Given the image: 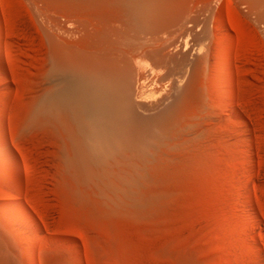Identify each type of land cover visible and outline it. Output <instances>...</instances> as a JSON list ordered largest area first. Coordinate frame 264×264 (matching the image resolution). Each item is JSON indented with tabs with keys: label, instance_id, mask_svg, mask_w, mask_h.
<instances>
[{
	"label": "rangeland",
	"instance_id": "374dc122",
	"mask_svg": "<svg viewBox=\"0 0 264 264\" xmlns=\"http://www.w3.org/2000/svg\"><path fill=\"white\" fill-rule=\"evenodd\" d=\"M68 1L0 0V264H264V17L257 18L264 5L255 0H190L188 5L186 0L192 9L184 14L192 13L191 22L183 14L182 23L171 24L178 25L172 26L176 31L169 25L159 29L166 36L153 32L164 48L160 54L168 57L160 55L165 63L149 56L130 59L137 63L131 69V98L144 103V111L137 112L146 118L163 98L175 99L176 130L150 132L146 140L137 138L140 142L123 132L112 135L107 147L87 146L91 155H84L85 165L75 173L67 167L59 129L42 115L45 96L61 85L69 67L82 63L71 66L77 52L78 61L85 59L87 48L78 43H88L91 21L127 13L100 6L107 14L96 19L93 2ZM118 19L129 24V34L120 30L127 38L130 31L142 32L137 26L132 30L131 19ZM60 28H70L77 41L64 42ZM152 31L138 35L139 44L131 34V46L158 42ZM59 49L72 55L65 59L70 62L63 53L60 59ZM181 56L185 76L177 70ZM164 67L171 76L162 81ZM150 93L156 95L147 99ZM6 152L20 191L6 168ZM110 155L119 163L110 164ZM142 156L154 160L135 195L126 189L131 179L126 170L129 159ZM247 187L255 213L242 203Z\"/></svg>",
	"mask_w": 264,
	"mask_h": 264
},
{
	"label": "bare ground",
	"instance_id": "6f19581e",
	"mask_svg": "<svg viewBox=\"0 0 264 264\" xmlns=\"http://www.w3.org/2000/svg\"><path fill=\"white\" fill-rule=\"evenodd\" d=\"M187 1L186 0H184V1L183 0L182 1L181 0H86V2H91V3L93 2L92 5H95V6H91V5L90 6H91V8H94V10H96V14H98V15L92 14L91 13L92 9H91V11L89 13V17H91L90 14H92V17L95 16V18L97 19V17L100 16L101 11H102L100 9V6H102L103 9L109 8V10H111V9H116V11L120 10L119 11L120 13H122V11H124L127 13V16H125L124 13H122L123 15H120L119 13H117V15H116V13H114L118 17L114 16L111 18V16H112L111 15L109 20L111 21L113 19V22L115 23L114 19L117 21V19L118 18L121 19V17L122 18L124 17V19L127 18L124 22H126L128 19L130 21V19H131L135 25V26L132 25V28H133L132 30H134V28H135V31H136L139 28L140 29L142 28V32L145 33V31H146V33L148 35H149V33H148L149 30H153L152 33L154 32V30L156 33H157V31H160L157 34L154 32L155 37H156V35L158 36L161 34L162 35L165 34V32H164V34L162 33L163 28H165L171 24H174V23L178 22L179 20H180V23H182L181 19H183V17H184V16L182 17V15L184 14L185 9H188L187 7L190 8V6H187V3H188V5H190L192 0L191 1L187 0ZM255 1H258V2H260V4L264 5V3L262 2L264 0H255ZM91 3L86 4L84 2L82 3V1H81V4H83V6H85V5L88 6ZM95 3L98 6H96ZM253 3H257V2H253ZM260 4H258V6ZM255 6H257V4H255ZM85 7H83V10H85V11L90 10V9L86 10ZM97 7H98V10H97ZM76 8H77V6H76ZM99 9H100V13H98ZM190 9H192V8H190ZM249 9H252V8H249ZM260 9L263 10L264 6ZM186 11H188V10H186ZM196 11L197 10L195 9V12ZM252 11H254V10H252ZM80 12L82 13V9L80 10ZM92 12H95V11H92ZM86 13H88V12H86ZM86 13H85V15H86ZM254 13L255 12H253L252 15H254ZM262 13H264V11ZM106 14H103V15L101 14V16L103 17ZM185 14H187V13H185ZM191 14H192L191 12H189V15L187 14L188 17L186 19L189 20V22H191L190 21V17H192ZM257 15H258V13H257ZM257 15H255V16L257 17ZM261 16L264 17V15H260V17H257V18L260 20L262 18ZM105 18H107V19L103 20L104 22H100V21H98V19L92 20L93 18L92 19L90 18L92 20L91 21L92 28H91V35H90L89 41H88V43H84V44H82L81 42L78 43V46L86 47L88 53L86 55H84L85 59H83L82 54H79V55H82L81 61H78V58H77L78 55L76 56V54L79 52H77L75 54V56H73V58H72V60L77 59L76 61L74 60V62H76V63H74L73 65L71 64V66H73V67L77 64V62L86 63V61H87V64L85 65L86 66L85 71H83L85 66L82 68L81 66L83 64L80 63V65L78 66V64H79L78 63L76 65L78 67H75V68L69 67V70L64 75L58 74L59 76L62 75V77H60V80L62 81V83H61V85L54 87L55 88L54 92H50V91L47 92V94L45 96L46 106L42 110V115L46 119H50V120L54 121L57 128L59 129V131L61 133L60 135H62V138H63V143H64L63 144L64 145L63 151H64L67 167L74 172L77 170H80V168L83 167L82 163L84 164V162H85V160H84V162H82L84 155L86 158H87V154L89 156L91 155L87 146H91V147L93 146L94 147L96 145V146L107 147L109 145V143L112 141V135H115V134L118 135V134H121L123 132V134L128 137L127 139L132 140V141L133 140L138 141L137 138L142 140L145 137H147L146 135L150 132H152V133L155 132V134H154V136H155L156 133L158 135V132H164L165 134L168 135V134H173L174 133L173 131L176 130L175 129L176 124H175V120H174V118H175L174 115H175V111H177V109H174L176 107H175V103L172 101L175 99L168 100L170 97L168 99L163 98L162 101H159V103L156 105V108L154 109L153 114L145 118V117H142L137 112V109L144 111V105H143L144 103L141 102L142 103L141 106H143V107H141L140 103H138L139 104L138 105L131 98L132 97V95H131L132 90L130 88V85H131V80H133L132 79V75H133L132 72L134 71V70L132 71L131 69H135L134 66H136V64H137L136 61L140 60L139 58L145 57V56H147V57L149 56V58L152 57V60L153 61L155 60L160 65L162 64L163 61H166L165 59L164 60L162 59V57L164 56V55H162L164 52L161 50V49H164L162 47V42L155 40L156 38L154 37V33H153L151 38L155 41H158V42H155L152 40L155 43H153V44L148 43L147 41L149 39H151V38H149L146 41L147 45H145V46L148 47V44H150L151 48H149L150 50L149 49L147 50L149 52L146 53L143 50L146 47L142 49V47L145 43L141 42L143 45L140 43L142 45V47H140L141 45L140 46L138 45L139 44L138 39H141L140 36L143 35L142 32H137V34H135V36H134L132 33H135V32L130 31V32H132L131 34L133 35L132 38H131V34H130V36L128 35L129 38L132 39L131 41H135V40H133L134 38L136 39V42L138 41V44L135 43L138 47H132L133 45L131 46V44L129 42L130 39L127 38L126 35H123L120 31L121 29H123L122 32H125L124 30H127L126 32L129 34L128 30H130V29H127L129 27V24L128 25H127V23L122 24V23H119L117 21L116 23L120 24V26L118 25V27L116 26L117 27L116 28L115 27L116 24H114V23L113 24L105 23V22L109 21L108 20L109 16L105 17ZM186 19H185V21H186ZM197 21H199V20H197ZM260 21H263V20H260ZM120 22H121V20H120ZM111 23H112V21H111ZM222 23L223 22H221V16L220 15L217 16V24L219 25L221 30H223V28H224L223 27L224 24H222ZM263 23H264V21H263ZM68 24H69V27H72L73 21L71 19H68ZM184 24H182V25H184ZM122 25H124V27L126 25L127 26H126V28H121ZM191 25H192V23H191ZM195 25H194V27H195ZM136 26L138 29L136 28ZM172 26L173 25H171L169 27L173 28L174 26H176V24L173 27ZM177 26H176V28H177ZM180 27H181V25H180ZM149 28H152V29H149ZM176 28H173V29L176 31ZM189 28H190V26L188 27V29ZM146 29H149V30L147 31ZM159 29H162V30H159ZM191 29H193V28H191ZM70 30H71L70 28L68 30H64V31H62L61 28L57 29V32H59V34H65L66 35L65 38L63 39V41L66 42L67 44L71 43L72 40H74L73 39L74 38L73 32ZM185 30H186V28H185ZM190 30H189V32H190ZM169 32H172V31H169ZM224 32H226V31H224ZM136 35L137 36L140 35V36L137 37ZM164 36H166V34ZM144 37L146 38L147 36H144ZM159 37H162V36H158V38ZM123 38H125L126 40ZM163 38H161V39H163ZM165 40H167V39H165ZM143 42H144V40H143ZM172 43H174V42H171V45H172ZM175 43H176V41H175ZM52 44H53V42H52ZM132 44H134V43L132 42ZM56 47L60 48L59 45ZM56 47H55V49H56ZM61 48H63V47H61ZM140 50H143L141 56L138 54L139 52L141 53ZM57 51L58 50L56 49V52H55L56 55L58 54ZM60 52H61V50H60ZM161 52H162V54H160ZM62 53L63 52H61L60 53L61 55H58V56L61 57ZM81 53H83V52H81ZM63 54H64V56H62V57H63L64 61H66L65 60L66 58H70V57H66V56L69 55L72 57V55H70L69 53L66 55V52H64ZM72 54H73V51H72ZM83 54H85V53H83ZM160 55L162 57H160ZM165 56L163 58H165ZM183 56L185 57V55H183ZM183 56H181V59L179 60L180 65L177 63L178 67L176 66L177 64H175V66L177 67V70H179V72L184 75L186 73L184 71L186 66H185V68L182 66L185 62L184 61L185 59ZM62 57L60 59H62ZM74 57H76V58H74ZM55 58H58V57H55ZM82 59L84 61L85 60L86 61L84 62ZM130 59H133V60L135 59L136 64L135 63L133 64V61L130 62ZM79 60H80V58H79ZM56 61H57V59L55 60V62ZM60 61H57L58 63L57 62L56 63L60 65V63H59ZM67 61H69V59ZM67 61H66V63H67ZM145 61H146V59H145ZM155 61H154V63H156ZM167 61H168V59H167ZM69 62H68V64L70 65ZM62 63H64V62L61 61V65H62ZM163 63H165V62H163ZM68 64H66L65 68L67 67ZM131 64H133V68H131ZM166 64H168V66H169V63L166 62ZM227 66H230V65H227ZM79 67H81L82 69ZM56 68H57V66H56ZM152 69H153V67H152ZM152 69L150 71H152ZM174 69H176V68H174ZM154 70H156V69H154ZM147 71H149V70H147ZM151 73L153 74V72H151ZM187 73H188V71H187ZM134 74H135V72H134ZM170 76H171L170 70L167 69L166 67H164V69L162 70L161 76H160V80H162V81L164 79L166 80V78L170 77ZM57 81H58V79H57ZM135 82H137V81H135ZM174 85H176V84H174ZM135 88H136V86H135ZM176 89H177V87H176ZM135 90H137V89H135ZM179 92L181 94V92H182L181 88H179ZM154 95H156V94L150 93L146 98L148 99V98L154 97ZM138 100H139V98H138ZM149 100H151V99H149ZM165 100L167 102H165ZM146 110L147 109H145V112H147ZM177 114H179V113H177ZM235 114H236L235 116H237V118H239V113L237 111L235 112ZM178 128H180V127H178ZM148 135L152 136L151 133ZM123 138L126 139L124 136H123ZM149 138H151V137H149ZM141 140H139L138 142H140ZM145 140H146V138H145ZM147 142H148V138H147ZM147 142H146V144H148ZM84 145H86V146H84ZM82 146H83V150H81ZM84 151L86 152V154ZM89 156H88V159L91 160V158ZM110 156H111V160L109 162L110 164L115 165V164L119 163L117 155L116 156L110 155ZM118 156H119V154H118ZM151 160L153 161L154 159L144 157V156L133 157V158L129 159L128 169L126 170V172L129 170V173L127 172V174L130 175L131 179L127 183L128 185H127L126 189H130L131 191L133 190L135 195H137L136 194L137 191L139 189H141V186H143L142 184L145 182V178L148 176V172H149L148 167H150ZM5 163H6V168L13 175V177L16 181V185H15L16 187L15 188L17 189V191H20L19 185L17 183V170L13 164V161L11 159L10 154H8L7 152L5 154ZM151 168H152V166H151ZM77 173H79V172H77ZM126 189H124L120 193L121 197L119 200H121V201L123 200L121 198H123V195H125ZM242 203H243V206L247 207V209L249 208L252 213H255L251 189L248 188L247 199L244 200ZM18 209L23 214L25 220L31 221V219H30L31 215H29L28 211H26V209L22 205H18ZM33 223L31 226L33 227V229H35L34 228L35 225Z\"/></svg>",
	"mask_w": 264,
	"mask_h": 264
}]
</instances>
